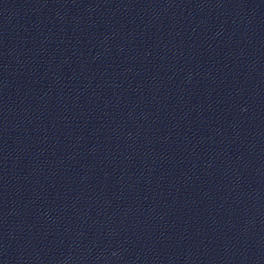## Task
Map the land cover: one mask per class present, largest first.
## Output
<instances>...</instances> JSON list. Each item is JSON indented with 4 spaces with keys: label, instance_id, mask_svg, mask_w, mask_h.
I'll return each instance as SVG.
<instances>
[{
    "label": "water",
    "instance_id": "obj_1",
    "mask_svg": "<svg viewBox=\"0 0 264 264\" xmlns=\"http://www.w3.org/2000/svg\"><path fill=\"white\" fill-rule=\"evenodd\" d=\"M0 264H264V0H0Z\"/></svg>",
    "mask_w": 264,
    "mask_h": 264
}]
</instances>
